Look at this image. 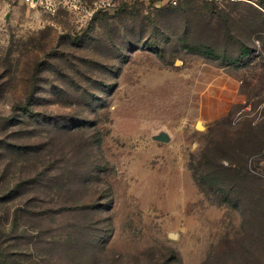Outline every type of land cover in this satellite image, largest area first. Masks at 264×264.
<instances>
[{
  "label": "rangeland",
  "instance_id": "374dc122",
  "mask_svg": "<svg viewBox=\"0 0 264 264\" xmlns=\"http://www.w3.org/2000/svg\"><path fill=\"white\" fill-rule=\"evenodd\" d=\"M0 264H264V0H0Z\"/></svg>",
  "mask_w": 264,
  "mask_h": 264
},
{
  "label": "water",
  "instance_id": "95a60500",
  "mask_svg": "<svg viewBox=\"0 0 264 264\" xmlns=\"http://www.w3.org/2000/svg\"><path fill=\"white\" fill-rule=\"evenodd\" d=\"M199 129H201V128H199ZM155 139L157 141H161V142H168L170 140V137L167 133H161L160 135L155 137ZM171 237L175 238L176 236L174 234H171Z\"/></svg>",
  "mask_w": 264,
  "mask_h": 264
},
{
  "label": "built area",
  "instance_id": "2783aa9c",
  "mask_svg": "<svg viewBox=\"0 0 264 264\" xmlns=\"http://www.w3.org/2000/svg\"><path fill=\"white\" fill-rule=\"evenodd\" d=\"M37 1H39V0H26V2H28V3H36Z\"/></svg>",
  "mask_w": 264,
  "mask_h": 264
},
{
  "label": "bare ground",
  "instance_id": "6f19581e",
  "mask_svg": "<svg viewBox=\"0 0 264 264\" xmlns=\"http://www.w3.org/2000/svg\"><path fill=\"white\" fill-rule=\"evenodd\" d=\"M198 127H199V128H202V124H201V123H198Z\"/></svg>",
  "mask_w": 264,
  "mask_h": 264
}]
</instances>
